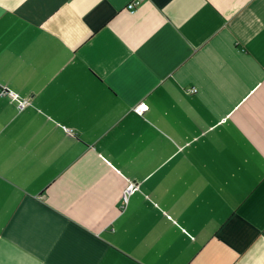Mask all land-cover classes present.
I'll use <instances>...</instances> for the list:
<instances>
[{
  "label": "crops",
  "instance_id": "obj_1",
  "mask_svg": "<svg viewBox=\"0 0 264 264\" xmlns=\"http://www.w3.org/2000/svg\"><path fill=\"white\" fill-rule=\"evenodd\" d=\"M134 1L0 0V264H264V0Z\"/></svg>",
  "mask_w": 264,
  "mask_h": 264
},
{
  "label": "built area",
  "instance_id": "obj_2",
  "mask_svg": "<svg viewBox=\"0 0 264 264\" xmlns=\"http://www.w3.org/2000/svg\"><path fill=\"white\" fill-rule=\"evenodd\" d=\"M140 3V0H136L132 3H129L127 5V9L130 11V12H133L136 8V6ZM192 92H196V90H192ZM5 92L4 91H0V96L4 95ZM12 99L13 100H18V107L19 109H23L26 105H28V101L26 100H19L18 97L14 94L11 95ZM136 112L139 113V114H143L145 111L148 110V106L146 104H141L139 106H137L135 108ZM131 191V187H128V189L126 190V193H125V201L127 200V195H129Z\"/></svg>",
  "mask_w": 264,
  "mask_h": 264
}]
</instances>
